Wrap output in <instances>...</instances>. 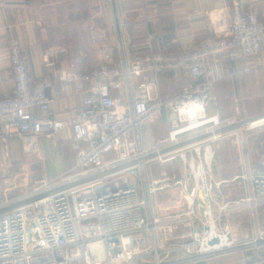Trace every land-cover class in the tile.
Here are the masks:
<instances>
[{"label":"built area","instance_id":"built-area-1","mask_svg":"<svg viewBox=\"0 0 264 264\" xmlns=\"http://www.w3.org/2000/svg\"><path fill=\"white\" fill-rule=\"evenodd\" d=\"M153 40L147 53L134 55L119 18L117 60L105 57L84 74L62 71L85 95L71 119L47 115L52 81L33 83L21 46H10L14 91L0 101V142L18 140L27 154L39 155L41 138L56 140L71 129L76 156L71 169L25 192L8 168L0 170L7 177L0 182V264H206L264 247L258 227L264 157L252 162L249 148L251 135L264 131V115L222 118L214 95L228 75L226 60L248 62L264 53V20L235 1L230 26L189 50L155 52ZM67 50L47 48L44 66L54 69ZM256 70L246 66L236 75ZM167 74L190 81L173 99L161 94ZM37 108L41 115L33 114ZM160 120L166 134L159 136L153 126ZM230 138L237 140L242 171L217 180L213 147ZM241 183L244 194L229 199L225 187ZM246 213L257 247L234 236L232 219Z\"/></svg>","mask_w":264,"mask_h":264},{"label":"crops","instance_id":"crops-1","mask_svg":"<svg viewBox=\"0 0 264 264\" xmlns=\"http://www.w3.org/2000/svg\"><path fill=\"white\" fill-rule=\"evenodd\" d=\"M235 1L243 11L251 9L264 20V0H0V101L14 91L9 54L13 43L21 46L33 83L46 78L52 81V87L47 90V115L71 119L84 108L85 95L66 83L61 72L84 74L96 69L105 57L117 60L112 48L116 45L120 17L126 24V36L134 55L148 52L150 35L154 36L153 51L180 52L189 50L209 32L218 35L227 29ZM134 13L139 20L135 24ZM127 15L131 20L124 18ZM59 45H66L67 52L58 58L54 69L46 68L42 59L44 51ZM246 66H255L257 70L236 75ZM224 69L227 77L214 87L220 116L249 120L264 115V53L248 62L226 60ZM165 76L177 79L174 74H167L160 80ZM41 113L39 108L33 110L35 115ZM73 134L68 129L56 140L41 138L38 156L46 162V175L36 173L44 169L36 163L38 159L27 158L32 154L24 151L20 141L0 142V170L4 166L17 173L27 170L41 178H55L75 163ZM249 148L252 162L264 157V131L251 135ZM213 152V161L217 157L224 166L218 168L221 177L217 180L241 173L235 138L216 144ZM56 160V164L51 163ZM47 162H50L48 166ZM242 186V183L229 185L225 192L228 197L230 193L243 195Z\"/></svg>","mask_w":264,"mask_h":264},{"label":"rangeland","instance_id":"rangeland-1","mask_svg":"<svg viewBox=\"0 0 264 264\" xmlns=\"http://www.w3.org/2000/svg\"><path fill=\"white\" fill-rule=\"evenodd\" d=\"M120 17V16H119ZM121 18V17H120ZM126 20H131V17L128 15L124 17ZM136 19L135 13L132 16L133 24L137 23L135 21L139 20H134ZM153 49V48H152ZM112 52H115V47L112 48ZM116 53V52H115ZM117 55V53H116ZM164 83V86L162 88V95L164 97L172 98L181 93L184 87H188L190 85V81L187 80L186 78H180V79H175V78H169L168 76L163 77L160 80V83ZM163 85V84H162ZM153 129H156L158 135H164L166 132V126L165 122L161 120L153 126ZM27 155V154H26ZM27 158L31 159H38L36 162L37 164H41L43 167V172H36L38 174H44L46 175L45 167H46V162L45 160H41V156L38 155H27ZM40 159V160H39ZM260 160V159H259ZM257 160V161H259ZM256 162V164H258ZM56 161L51 162L52 164H56ZM50 162H47V166ZM223 164L218 161L217 157L213 161V171L215 173L216 179H219L221 176L218 173V168L223 169ZM47 168V167H46ZM182 169V166H180ZM37 169V168H36ZM18 171L16 170H10V176H12L11 181L18 185L17 190L18 192H25L29 190L32 186L35 185V183L42 179L40 175H37L34 171H27V170H22L21 172L17 173ZM32 173V174H31ZM1 174V172H0ZM234 177V176H233ZM231 177V178H233ZM7 177H2L0 176V182H3ZM230 178V179H231ZM229 179V178H226ZM222 180V179H220ZM7 183H10L9 181H6ZM227 188V186H226ZM229 194V192H228ZM240 194H234L230 193L229 194V199L236 198ZM232 223L234 225V236L235 239L238 240L240 244H246L250 243L252 244L251 246L257 247L258 246V236L255 234V228H254V223L251 221L248 213L241 215L240 217H235L232 219ZM258 227L261 229V231L264 233V208L260 209L259 213V224ZM248 248V247H247ZM250 248V247H249ZM242 251V252H241ZM206 264H264V247L261 246L257 249H237L231 252H228L226 254L222 255H217L214 256L213 258H210Z\"/></svg>","mask_w":264,"mask_h":264}]
</instances>
